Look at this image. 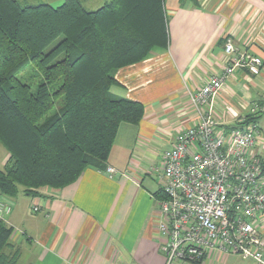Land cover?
<instances>
[{
  "label": "crops",
  "instance_id": "obj_1",
  "mask_svg": "<svg viewBox=\"0 0 264 264\" xmlns=\"http://www.w3.org/2000/svg\"><path fill=\"white\" fill-rule=\"evenodd\" d=\"M79 1L96 11L111 0ZM97 1L103 3L100 8L94 6ZM197 1L199 8L165 0L168 48L155 49L148 59L116 72L120 86L112 93L145 106L139 125L119 129L106 164L119 173L110 178L105 170L87 169L75 184L43 190L40 197L22 191L13 198L2 196L11 208L3 222L13 229L18 264H165L157 196L161 183L155 188L147 178L154 173L159 179L162 153L195 123L187 91L225 68L227 39L264 59V0ZM218 100L220 115L235 124L254 102L264 100V68L257 77L238 70ZM197 264L255 263L213 251Z\"/></svg>",
  "mask_w": 264,
  "mask_h": 264
},
{
  "label": "trees",
  "instance_id": "obj_2",
  "mask_svg": "<svg viewBox=\"0 0 264 264\" xmlns=\"http://www.w3.org/2000/svg\"><path fill=\"white\" fill-rule=\"evenodd\" d=\"M164 1L111 0L88 11L79 0H0V145L9 155L1 196L40 197L107 168L120 127L145 117L142 103L112 93L116 72L168 48ZM12 234L0 219V264H18Z\"/></svg>",
  "mask_w": 264,
  "mask_h": 264
},
{
  "label": "built area",
  "instance_id": "obj_3",
  "mask_svg": "<svg viewBox=\"0 0 264 264\" xmlns=\"http://www.w3.org/2000/svg\"><path fill=\"white\" fill-rule=\"evenodd\" d=\"M224 51L221 73L187 91L195 123L161 155L159 232L165 264H197L213 251L264 264V100L232 125L218 111L219 96L236 72L257 77L264 59L240 51L232 39ZM105 173L114 178L119 172L108 166ZM10 211L0 195V219Z\"/></svg>",
  "mask_w": 264,
  "mask_h": 264
},
{
  "label": "rangeland",
  "instance_id": "obj_4",
  "mask_svg": "<svg viewBox=\"0 0 264 264\" xmlns=\"http://www.w3.org/2000/svg\"><path fill=\"white\" fill-rule=\"evenodd\" d=\"M18 1L21 4H23V5L50 4V5L54 6V7H59V6H61L65 2V0H18ZM94 4H95L94 6H96V8H100L103 3H101V1L100 2L97 1ZM34 86H35V83L33 82L32 83L33 89H34ZM260 126H261V128L263 130V134H264V118L260 121ZM7 156H8L7 155V151L0 145V169H2L4 167L5 161L7 159ZM156 163H157V161H156ZM151 178L153 179V185L155 186V188H158L159 187L160 180L157 178L156 174H154V173H153V175L151 174V176H148L147 180L149 182H151L150 181Z\"/></svg>",
  "mask_w": 264,
  "mask_h": 264
}]
</instances>
